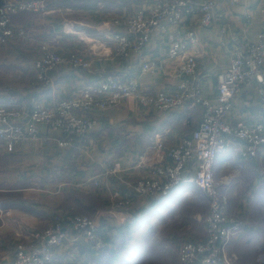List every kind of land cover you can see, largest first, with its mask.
I'll return each mask as SVG.
<instances>
[{
    "label": "crops",
    "instance_id": "0c3cea01",
    "mask_svg": "<svg viewBox=\"0 0 264 264\" xmlns=\"http://www.w3.org/2000/svg\"><path fill=\"white\" fill-rule=\"evenodd\" d=\"M145 2L47 0L44 12L13 16V26L25 29L29 37L0 46V107L25 106L22 119L27 120L36 105L52 106L77 95L95 84L100 73H125L137 69L141 61L150 60L161 61L162 69L144 74L140 78L141 88L153 94L176 90L179 63L166 58L168 43L160 32L154 34L140 61L136 57L122 60L115 55L110 36L119 28L114 21L132 17ZM218 2L226 18L212 27L198 28L197 41L187 51V55L198 60L202 95L212 102L217 98L218 74L230 67L232 47L245 40L257 42L263 22L264 0H238L235 5L232 0ZM223 25L227 27L225 34L221 32ZM186 32L183 29L181 35ZM72 36L87 40L86 48L91 53L81 55L92 61L95 72L76 71L64 64L48 72L50 84L44 85L36 69L40 43L60 37L72 40ZM55 50L62 54L71 52L67 47L55 46ZM203 112L204 108L193 102L160 112L142 107L137 97H130L118 107L85 114L96 122L87 141L78 138L73 145L62 147L56 141L63 139L61 131L45 125L38 128L42 135L54 139L49 143L25 142L9 151L8 143L0 140V264H12L17 243L30 242L29 231L45 229L57 213L97 218L112 236L108 248L101 252L82 240L70 239L57 250L51 264H104V253L119 235L135 228V222L148 211L165 217L176 208V204L168 205L177 201L178 192L195 184L188 181L168 199L144 198L130 210L115 206L131 195L139 180L150 176L153 166L169 162L166 151L193 133ZM227 122L232 126L264 123V104L255 85L241 87ZM214 172L228 198L227 214L245 220L254 218L229 244L228 253L236 264H258L264 259V203L258 199L248 205L242 202V196L254 193L264 197V151L253 161L240 158L236 152L222 154L216 160ZM192 176L185 174L186 178ZM162 207L168 209L161 210ZM202 233L204 238L205 227Z\"/></svg>",
    "mask_w": 264,
    "mask_h": 264
},
{
    "label": "built area",
    "instance_id": "2783aa9c",
    "mask_svg": "<svg viewBox=\"0 0 264 264\" xmlns=\"http://www.w3.org/2000/svg\"><path fill=\"white\" fill-rule=\"evenodd\" d=\"M238 0H232V5ZM47 0H5L0 6V46L17 38H28L25 29L13 26V16L26 12H44ZM259 40L255 43H235L230 51V67L218 74L216 102L202 95V80L196 57L187 55L198 38V28H209L226 18L218 0H146L129 18L116 20L120 30L111 40L118 50V58L139 61L158 31L168 43L166 58L178 61L176 76L179 84L172 92L150 93L140 85V78L162 69L158 60L141 61L135 70L120 74L100 73L98 81L85 87L74 97L55 105H36L27 120H23L26 107L17 109L0 107V140L8 143L9 151L25 142H45L49 137L40 133L38 126L45 125L61 131L68 139L60 146L73 145L76 137L87 141L96 124L85 116L75 117L74 112L85 114L94 109L106 110L120 106L124 100L137 97L140 105L160 112H169L193 102L204 108L203 118L193 133L166 151L168 163L153 166L150 176L138 181L131 195L118 201L116 207L130 210L144 198L167 199L185 183L192 181L209 199L205 220L206 239L184 242L180 247V264H234L228 255V246L247 228L243 217L226 212L228 198L215 177L217 158L236 152L244 160L253 161L264 151V123L232 126L227 117L233 101L243 85L257 87L264 104V3ZM185 29V35L181 31ZM223 25L221 32L226 33ZM67 64L78 71L94 73L92 61L62 55L47 44L41 46L36 62L38 79L50 84L48 72ZM194 172V174H193ZM193 175L185 177V174ZM31 247L19 246L12 264H51L57 250L71 240H82L96 252L108 248L105 228L97 218L73 217L57 213L47 229L34 237Z\"/></svg>",
    "mask_w": 264,
    "mask_h": 264
},
{
    "label": "rangeland",
    "instance_id": "374dc122",
    "mask_svg": "<svg viewBox=\"0 0 264 264\" xmlns=\"http://www.w3.org/2000/svg\"><path fill=\"white\" fill-rule=\"evenodd\" d=\"M93 7L94 5L90 8ZM95 14L97 13L95 12ZM95 17L96 16H94V19ZM85 20L86 19H84V22H87ZM116 20L114 21V23L116 22ZM114 33H116V31H113L112 34ZM85 37L86 36H83L82 38L85 39ZM53 40L54 39H51L50 40L51 42L42 41L40 43V47L38 48L40 49L43 44H47L53 49H55V46L67 47V49L71 52L67 54L61 53L62 55H68V57L69 55L76 57L78 56L81 59L91 61L89 58H86L83 55H81L82 53L83 54L91 53L87 51L86 47H88V42H86L87 41L86 39L85 41V40H81V37L79 38L77 36H72V40H64L62 37L58 38L55 41ZM113 45L115 47L114 43ZM80 47L83 48L85 47V48L82 49ZM21 49L33 51V49H26L25 47H21ZM114 51H115V55L119 56L118 50L115 49ZM57 52L60 54L59 51ZM74 114L75 117L77 118L85 116V113L82 111H76L74 112ZM78 138L80 139L81 137H76L73 142H76ZM52 140L54 139L49 138L48 141L42 143L46 144ZM65 140L67 141L68 139L67 138L65 139L63 137V139L56 141L58 142V144H60V142H64ZM178 195L179 198L177 199V201H171L170 204L168 205V207L169 206L173 207V205L176 204V208H174V210L172 211L170 210L171 212L166 214L165 217L163 216L159 217L160 216L159 213L158 214L155 213L154 215H151L153 210L148 211L144 217H140L138 219L139 225L137 227L134 225L135 228L131 227L129 229V232L119 235L118 236L119 239L116 238L115 241L112 243L113 244L112 248H109L104 253L103 263L104 264H180V247L184 242L206 239V236L203 238L204 234L202 233V231L204 230L205 220L208 215L209 199L207 195L199 187H197L196 184H193L189 188L188 187L185 189L182 188V190L178 192ZM258 199L259 202L264 203V197L260 198L258 196H255L254 193L250 195L247 194L242 196V202L248 205L258 202ZM168 207H162L161 210H166L168 209ZM159 208H161V204L158 205V209ZM67 215H71L73 217H88L92 219L94 218L85 214H67ZM253 220H254L253 217L246 220L244 219L247 226L250 223V221ZM47 227L43 230L29 231L30 232L29 236L31 239L30 242L26 243L23 241H19L17 243L16 250L18 249L19 246L31 247L35 241L34 239L35 235L44 232L47 229ZM261 254H262L261 258L263 259L264 250L261 252ZM230 258L232 259L234 264H236L234 258L232 256H230ZM258 264H264V259L261 260V262H259Z\"/></svg>",
    "mask_w": 264,
    "mask_h": 264
},
{
    "label": "trees",
    "instance_id": "16d2710c",
    "mask_svg": "<svg viewBox=\"0 0 264 264\" xmlns=\"http://www.w3.org/2000/svg\"><path fill=\"white\" fill-rule=\"evenodd\" d=\"M2 5V2H0V6ZM102 225V224H101ZM139 225V220H137L136 222H135V226L137 227ZM103 227H104V225H103ZM105 228V227H104ZM105 233L107 234V237H108V240H111V232H110V230H108V229H106L105 228Z\"/></svg>",
    "mask_w": 264,
    "mask_h": 264
}]
</instances>
